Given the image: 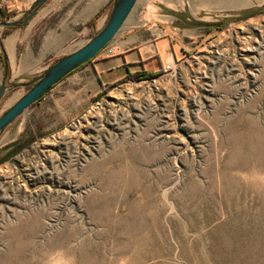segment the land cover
<instances>
[{"label": "rangeland", "instance_id": "rangeland-1", "mask_svg": "<svg viewBox=\"0 0 264 264\" xmlns=\"http://www.w3.org/2000/svg\"><path fill=\"white\" fill-rule=\"evenodd\" d=\"M229 14L173 74L76 71L3 134L0 264H264V0Z\"/></svg>", "mask_w": 264, "mask_h": 264}, {"label": "crops", "instance_id": "crops-1", "mask_svg": "<svg viewBox=\"0 0 264 264\" xmlns=\"http://www.w3.org/2000/svg\"><path fill=\"white\" fill-rule=\"evenodd\" d=\"M35 1L7 0L8 13L0 21L24 19ZM110 1L50 0L27 26L1 28L0 87L5 75L3 52L10 64L11 82H28L52 65L55 56L69 55L87 43L93 28L99 30L105 23ZM255 3L256 0H144L143 9L110 43L114 52L103 50L77 72L89 80L88 92L92 95L139 76L162 75L168 65L192 57L193 51L216 34L218 24L211 22L213 18L229 19L230 12L251 9ZM78 42L82 44L77 48Z\"/></svg>", "mask_w": 264, "mask_h": 264}, {"label": "water", "instance_id": "water-1", "mask_svg": "<svg viewBox=\"0 0 264 264\" xmlns=\"http://www.w3.org/2000/svg\"><path fill=\"white\" fill-rule=\"evenodd\" d=\"M50 0H36L28 10L26 17L22 20L0 21L1 28H23L27 26L37 15V13ZM139 0H111L110 14L107 21L97 34L88 40L83 46L74 52L57 60L52 65L46 67L36 76L28 81L11 82V68L8 57L3 52L5 63L4 80L0 87V107L12 93L20 89H27L23 95L10 109L0 114V138L24 113L32 106L40 103L57 85L65 81L71 74L78 71L84 65L94 60L118 35ZM4 16L0 8V17ZM0 47L3 49V42L0 35Z\"/></svg>", "mask_w": 264, "mask_h": 264}, {"label": "built area", "instance_id": "built-area-1", "mask_svg": "<svg viewBox=\"0 0 264 264\" xmlns=\"http://www.w3.org/2000/svg\"><path fill=\"white\" fill-rule=\"evenodd\" d=\"M0 8L3 10V12H8V2H7V0H0ZM109 52L113 53L114 50L109 49ZM177 65H178V63L177 64H172V65H168L165 68L163 75L173 74L176 71V69H177Z\"/></svg>", "mask_w": 264, "mask_h": 264}, {"label": "trees", "instance_id": "trees-1", "mask_svg": "<svg viewBox=\"0 0 264 264\" xmlns=\"http://www.w3.org/2000/svg\"><path fill=\"white\" fill-rule=\"evenodd\" d=\"M4 15H5V13H4ZM8 18H9V17H8ZM9 19H10V18H9ZM91 24L94 25L93 21L91 22ZM94 26H95V25H94ZM91 33H92V34H91V37H93V36L97 33V30H96L95 27L93 28V30H92ZM159 76H160V74H157V75H149V76H139V78H137V79H138L139 81H142V80H150V79L157 78V77H159ZM114 87H115V86H112L111 89L114 88ZM41 101H42V100H41ZM37 104H38V103H37ZM28 145H29V143L19 146V148H17V149L15 150V152L21 150L22 148H24V147H26V146H28Z\"/></svg>", "mask_w": 264, "mask_h": 264}, {"label": "bare ground", "instance_id": "bare-ground-1", "mask_svg": "<svg viewBox=\"0 0 264 264\" xmlns=\"http://www.w3.org/2000/svg\"><path fill=\"white\" fill-rule=\"evenodd\" d=\"M5 13V12H4ZM11 21H13V19L11 20ZM15 21V20H14Z\"/></svg>", "mask_w": 264, "mask_h": 264}]
</instances>
